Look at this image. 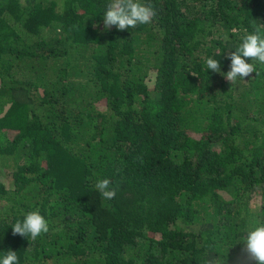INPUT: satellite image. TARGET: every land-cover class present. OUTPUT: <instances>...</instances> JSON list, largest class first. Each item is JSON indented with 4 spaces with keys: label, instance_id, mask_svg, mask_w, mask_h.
I'll use <instances>...</instances> for the list:
<instances>
[{
    "label": "trees",
    "instance_id": "1",
    "mask_svg": "<svg viewBox=\"0 0 264 264\" xmlns=\"http://www.w3.org/2000/svg\"><path fill=\"white\" fill-rule=\"evenodd\" d=\"M108 2L0 0V254L255 264L241 238L264 223V65L224 74L264 0H141L156 16L123 31L104 28ZM35 210L48 233L14 236Z\"/></svg>",
    "mask_w": 264,
    "mask_h": 264
},
{
    "label": "clouds",
    "instance_id": "2",
    "mask_svg": "<svg viewBox=\"0 0 264 264\" xmlns=\"http://www.w3.org/2000/svg\"><path fill=\"white\" fill-rule=\"evenodd\" d=\"M156 10L151 4L142 3L141 0H109L102 14L105 29L115 26L118 30H126L129 27L135 29L137 25L151 23L156 16ZM261 26L253 24L251 32H245L240 43L234 51H230L227 59L230 61L229 70L224 74L227 81L235 82L237 78L245 80L251 74L259 75L253 61L264 65V32ZM251 61L249 63L248 61ZM208 69L219 73L220 62L212 57L205 60ZM95 188L105 200L116 197L118 185H113L110 179H97ZM49 231V223L38 210L29 211L12 225V234L30 236L32 240ZM243 241L242 251L248 261L255 264H264V223L249 229L241 238ZM0 264H18L17 252L9 249L0 254ZM207 264H216V260L209 259Z\"/></svg>",
    "mask_w": 264,
    "mask_h": 264
},
{
    "label": "rangeland",
    "instance_id": "3",
    "mask_svg": "<svg viewBox=\"0 0 264 264\" xmlns=\"http://www.w3.org/2000/svg\"><path fill=\"white\" fill-rule=\"evenodd\" d=\"M153 79V78H152ZM3 182L5 183V186L7 187V189L11 188V179L9 178H3ZM252 205H258L260 203V197H254L251 200Z\"/></svg>",
    "mask_w": 264,
    "mask_h": 264
}]
</instances>
